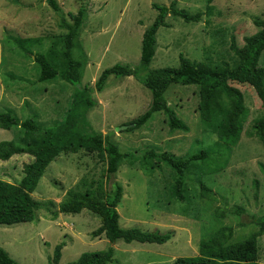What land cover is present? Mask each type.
<instances>
[{"label": "rangeland", "instance_id": "1", "mask_svg": "<svg viewBox=\"0 0 264 264\" xmlns=\"http://www.w3.org/2000/svg\"><path fill=\"white\" fill-rule=\"evenodd\" d=\"M67 20V14L85 10L84 24L76 40V56L81 52L82 86H92L100 73L115 64L135 68L139 64L142 34L154 20L152 4L189 14L201 15L198 23H185L170 14L166 27L156 32L154 57L139 75L152 70L177 68L179 55L191 62H202L215 71L224 65L239 64L230 50L233 38L238 48L244 38L259 28L254 20L264 21V0H55ZM61 17L47 0H0V113L8 112L19 122L34 119L39 128L61 123L70 104L74 87L57 79L37 81L39 69L31 54L52 55L58 50L65 30ZM259 67L264 68V53ZM244 98L248 110L239 143L231 151L224 170L203 175L200 163L190 164L184 172L183 201L173 195L175 173L158 157L144 159L148 151L168 152L177 158L213 148L216 136L198 117V88L171 86L164 94L167 105L189 129L170 131L166 116L154 113L142 127L127 131L126 125L141 116L151 97L136 79L110 76L101 93H93L97 105L87 113L91 129L100 132L122 153L130 156L118 165L115 181L123 189L117 206L122 229L169 233L161 245L117 241L109 244L104 235L92 238L100 226L98 217L87 211L66 215L59 212L69 192H84L100 184L108 188L105 164L95 155L81 151L60 155L45 170L32 193L36 202L34 220L12 226L0 225V247L19 264H47L55 247L64 243L58 264L76 261L82 253L108 248L121 264H171L181 257H194L198 245L222 227H232L229 244L245 240L257 231L246 216L264 214V144L254 135L253 121L261 114V103L249 85L230 83ZM22 128L0 129V142L19 144ZM28 155H16L0 161V180L18 184ZM211 190L210 198H201L199 186ZM240 207L237 216L219 210ZM247 221L240 225V222ZM258 263L264 264V233L257 238Z\"/></svg>", "mask_w": 264, "mask_h": 264}, {"label": "trees", "instance_id": "2", "mask_svg": "<svg viewBox=\"0 0 264 264\" xmlns=\"http://www.w3.org/2000/svg\"><path fill=\"white\" fill-rule=\"evenodd\" d=\"M47 2L61 17L59 26L65 30L58 50L46 56L31 54L28 50L23 51L28 56L32 55L38 66V82L45 83L59 79L73 86L74 90L64 120L43 130L34 119L19 122L8 112L0 113V129L9 130L19 126L23 131L19 144L12 141L0 142V161H8L16 155L31 157V161L23 167L18 184L0 180V225L12 226L32 222L36 202L31 195L45 170L60 155H73L83 151L95 155L105 164V181L108 183V188L103 184H97L95 188H88L82 193L69 192L67 199L60 204L59 212L75 215L84 210L98 217L100 226L90 235L96 238L103 234L112 245L117 241L126 244L132 242L164 244L171 237L169 233L122 229L118 224L117 206L123 196V189L115 181V174L120 162L130 155L122 153L100 132L91 129L87 122V113L97 105L92 94L101 93L110 76L132 77L149 91L151 101L148 109L127 124L125 130L131 131L142 127L154 113L160 112L166 116L170 131L188 132V127L167 105L164 94L175 85L198 88V117L216 136L213 148L181 158L168 152L156 154L148 151L143 155L145 160L152 157L160 158L175 173L172 192L174 197L182 202L186 167L200 163L203 175L221 172L228 163L232 149L239 143L248 110L244 105L242 93L230 83L249 85L254 90L261 103V114L253 121L252 129L256 138L264 144V68L258 65L260 56L264 53V21L254 20V25L259 30L245 37L241 48L236 46L233 38L231 39L230 50L239 61L234 68L224 65L223 70L215 71L205 63L191 62L179 55L177 68L152 70L141 76L139 74L149 66L154 57L156 32L160 27H166L167 15L180 18L185 23H198L201 17L199 13L189 14L185 10L176 9L173 4L168 7L152 4L156 16L143 31L138 66L132 68L128 65L115 64L103 70L92 86H82L80 71L84 61L81 52H78V56L75 55L76 40L84 24L85 10L79 8L76 14H67L66 20L55 0H47ZM213 2L214 0H206L207 4ZM199 193L201 198H210L211 190L201 184ZM224 213L242 216L244 209L236 207L217 211L220 217H223ZM246 218L249 224L257 227V231L245 240L228 245L233 228L222 227L209 239L199 243L196 256L177 258L171 264H259L257 238L264 233V214L260 217L246 216ZM247 221L240 222V225L246 224ZM63 245L64 243H60L55 247L53 256L47 264L59 263ZM113 254L111 247L105 251L82 253L76 261L68 264H121L113 258ZM0 264L19 263L11 259L0 247Z\"/></svg>", "mask_w": 264, "mask_h": 264}]
</instances>
